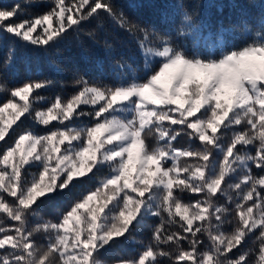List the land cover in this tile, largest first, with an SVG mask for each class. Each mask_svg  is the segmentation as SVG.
<instances>
[{
	"label": "snow or ice",
	"instance_id": "1",
	"mask_svg": "<svg viewBox=\"0 0 264 264\" xmlns=\"http://www.w3.org/2000/svg\"><path fill=\"white\" fill-rule=\"evenodd\" d=\"M25 4L49 7L24 19L28 7H0V42L54 46L104 18L136 44L144 75L117 60L115 83L79 76L51 102L39 91L49 79L0 83V264H264V12L255 28L241 13L236 47L187 13L178 44L113 0ZM26 120L45 130L17 131ZM182 134L198 146L174 147ZM88 182L58 220L45 217L42 205ZM149 217L159 222L144 244L133 233ZM130 239L143 250L107 258Z\"/></svg>",
	"mask_w": 264,
	"mask_h": 264
},
{
	"label": "trees",
	"instance_id": "2",
	"mask_svg": "<svg viewBox=\"0 0 264 264\" xmlns=\"http://www.w3.org/2000/svg\"><path fill=\"white\" fill-rule=\"evenodd\" d=\"M15 3L28 7L25 0H0V7L10 8ZM113 3L132 21L160 32H167L178 44L185 43L182 38L176 36L178 30L186 26L183 23L185 13L191 16V24L195 29H203L205 34H208V30L215 33L223 29L235 46L241 47L247 42L240 24L241 13L248 14L250 26L255 28L258 18L264 12V0H113ZM48 7V4L28 7V12L18 19L41 14L47 11ZM97 24H102L103 27L97 28ZM88 31H94L96 38L87 36ZM105 41L112 45L110 50L105 47ZM10 49H14L13 62L4 66L3 61L7 59ZM117 60L133 64L138 69V75L143 77L140 69L143 68L144 58L136 44L114 23L102 18L90 24L86 22L84 30L80 33L69 29L67 38L54 46L38 47L25 42L3 40L0 42V83H5L11 88L29 80L46 78L51 80L53 85L39 90L41 95L48 97L49 102L54 100L57 94L67 99L77 90L74 80L79 76L92 81L115 83L111 66ZM6 98V93L0 94V103ZM41 106L46 107L47 103ZM81 107L88 110L87 106ZM56 124L57 121L52 122V125ZM25 128H32L41 133L45 130L43 126L35 125L31 120H26L17 131ZM198 144V141H191L184 134L173 142L174 147L178 149ZM254 172L258 173L259 170L254 169ZM91 187H94V182L85 183L71 193L56 196L41 206L43 214L46 218L58 220L72 200ZM158 222L159 218L149 217L148 227L134 232L133 235L144 244L150 243L152 230ZM142 250V245L133 244L130 239L122 247L108 253L107 258L115 259L117 254L123 257L135 256Z\"/></svg>",
	"mask_w": 264,
	"mask_h": 264
}]
</instances>
